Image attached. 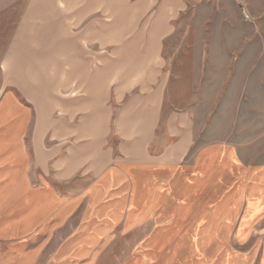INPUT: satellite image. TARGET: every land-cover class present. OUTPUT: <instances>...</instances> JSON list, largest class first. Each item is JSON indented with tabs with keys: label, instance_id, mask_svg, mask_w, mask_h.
<instances>
[{
	"label": "crops",
	"instance_id": "0c3cea01",
	"mask_svg": "<svg viewBox=\"0 0 264 264\" xmlns=\"http://www.w3.org/2000/svg\"><path fill=\"white\" fill-rule=\"evenodd\" d=\"M195 4L230 5L242 20L244 10L254 26L264 22V0H87L81 8L78 2L38 7L37 16L44 20L40 27L21 23L22 31L47 33L42 43L55 51L21 53L9 46L8 79H51L59 85L62 80H98L103 92L97 104L111 97L114 84L119 108L114 136L102 110L103 133L95 135V121L87 118L80 140L78 128L63 135L62 122L48 127L41 83L0 96V264H158L160 251L182 237L159 228L160 218L172 225L176 216L172 206L164 217L158 203H177L184 218V203H222L221 211L208 216L222 215L224 222L234 218L237 203H246L245 224L264 210V171L251 173L249 184L250 174L235 168L234 174L244 179L231 194L218 196L222 171L237 167L232 151H219L225 156L221 168L216 148L187 161L193 140L188 114L163 116L169 88L164 44L174 23ZM80 15L88 16L81 35ZM90 16L96 21L90 23ZM69 19L76 22L69 26ZM64 37L70 41L63 42ZM85 48L100 49L102 56L85 61ZM63 54L70 59L49 58ZM24 55L30 58L20 60ZM97 108L93 100L88 110ZM110 140H117L116 146ZM209 189L211 202L205 200ZM144 207L157 211V217H144ZM191 234L188 238L198 241L205 235ZM129 255H135L133 261H127ZM221 255L214 262L235 264L232 255L220 260Z\"/></svg>",
	"mask_w": 264,
	"mask_h": 264
},
{
	"label": "rangeland",
	"instance_id": "374dc122",
	"mask_svg": "<svg viewBox=\"0 0 264 264\" xmlns=\"http://www.w3.org/2000/svg\"><path fill=\"white\" fill-rule=\"evenodd\" d=\"M72 2H78L81 8L83 5L85 7L87 0H0V96L10 90H21L26 84L41 83L47 95L45 114L48 127L50 122H62L63 135L67 134V130L78 128L81 140L87 118L95 121V135L103 133L101 124L106 113L110 121V129L107 130L112 137L116 131V109L119 108L114 84L111 85V97L97 104V96L103 92L98 80H62L59 85V81L51 79L30 81L7 78L10 75L6 69V50L9 46L19 47L21 53L55 51V47H44L42 43L48 40L47 33L38 28L22 31V24L40 27L44 20L37 16L38 7L49 8L51 4L66 7ZM27 10L32 13L28 14ZM240 10L242 17L245 11ZM68 14L71 18L70 10ZM237 14L230 5H192L174 23L173 33L165 41L163 49L165 71L169 75L163 116L177 111L188 114L193 140L187 161H192L202 151L214 148L217 152L229 150L233 153L232 163L237 167H226L228 171L223 170V176L218 179L222 185V192L218 193L221 197L231 194L233 185L241 178L234 174L235 168L244 169L250 174L247 177L249 184L252 182L248 178H252L254 172L264 171V22L254 26L251 19L244 21ZM90 17L89 22L93 23L95 17ZM87 20L88 16L80 15V35L86 33ZM66 22L70 26L76 20ZM67 34L69 36L71 30ZM69 41V37L63 38V42ZM67 49L70 50L69 47ZM83 52V59L88 62H95L96 56H102V51L96 48H85ZM22 58L28 59L30 56L19 57L20 60ZM49 58L52 61H68L70 56L49 55ZM130 99L132 97L129 96ZM93 100L100 108L88 110ZM98 124L99 127H96ZM163 129L162 123L158 135ZM110 143L116 146L117 140H110ZM219 154L218 164L221 168L225 156ZM213 194L210 189L207 190L205 200L211 202ZM158 204L164 217H168L172 211L176 216L172 225L171 222L167 223L170 219L164 222L160 218L159 228L182 235L180 239L172 241L174 247H165L160 251L158 264H225L218 262V259V263L214 262L219 253H222L218 257L220 260L227 253L232 255L235 264H262L264 210L245 224L248 212L246 203H237L234 218L225 222L222 215L220 218L215 214L208 216L210 211H221L222 203H184L185 218L182 206L177 203ZM156 212L148 207L143 209L146 218L151 215L156 218ZM214 223L218 227H212ZM199 232L205 234L202 240L188 238L191 233ZM183 235H187V238ZM166 244H169V240ZM135 255L127 256V261H133ZM111 258L117 260L119 256Z\"/></svg>",
	"mask_w": 264,
	"mask_h": 264
},
{
	"label": "built area",
	"instance_id": "2783aa9c",
	"mask_svg": "<svg viewBox=\"0 0 264 264\" xmlns=\"http://www.w3.org/2000/svg\"><path fill=\"white\" fill-rule=\"evenodd\" d=\"M242 18L244 21H249V16L245 12H242Z\"/></svg>",
	"mask_w": 264,
	"mask_h": 264
}]
</instances>
